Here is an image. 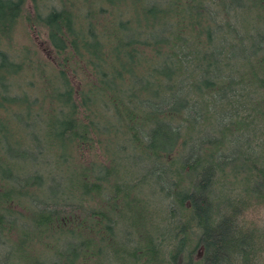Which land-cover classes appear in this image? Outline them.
I'll list each match as a JSON object with an SVG mask.
<instances>
[{"label": "trees", "instance_id": "obj_1", "mask_svg": "<svg viewBox=\"0 0 264 264\" xmlns=\"http://www.w3.org/2000/svg\"><path fill=\"white\" fill-rule=\"evenodd\" d=\"M263 144L264 0H0V264H264Z\"/></svg>", "mask_w": 264, "mask_h": 264}, {"label": "rangeland", "instance_id": "obj_2", "mask_svg": "<svg viewBox=\"0 0 264 264\" xmlns=\"http://www.w3.org/2000/svg\"><path fill=\"white\" fill-rule=\"evenodd\" d=\"M26 5H27L28 10L31 11L30 1H28ZM257 26L261 29L263 28V26H261L260 24H257ZM14 41L17 44L24 43L25 41L32 42L38 48V50L41 52V54H43L44 56H46L47 58H49L51 60L56 59V57L53 53V50L48 43L46 33L41 28L29 27V26H27L26 28L25 27H19V28L17 27V29L15 31ZM72 80H73L75 85L79 83V80L75 75H72ZM261 147H262L263 152H264V144ZM132 161H133L132 159L127 160L128 164H129V162L132 163ZM238 179H239L238 183H243L242 178H238ZM148 195H149V193H148ZM159 201H160V197L157 196V200H155V203H156L155 206H157V208H159L161 210V205H160ZM252 218H254V221H256L258 223L264 222V212L261 211L256 216L249 215L245 219L249 220ZM119 242H121V241L119 240ZM0 259H2L1 253H0ZM124 259L125 258H123V260L120 261V264H127L128 263V261L124 260ZM113 260H115V259L113 258ZM106 261H107V259L105 258V262Z\"/></svg>", "mask_w": 264, "mask_h": 264}]
</instances>
